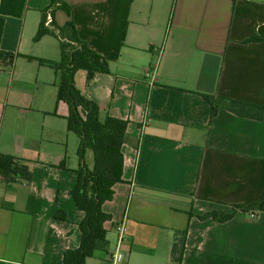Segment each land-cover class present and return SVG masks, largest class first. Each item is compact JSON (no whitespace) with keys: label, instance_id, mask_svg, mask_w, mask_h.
I'll use <instances>...</instances> for the list:
<instances>
[{"label":"crops","instance_id":"obj_1","mask_svg":"<svg viewBox=\"0 0 264 264\" xmlns=\"http://www.w3.org/2000/svg\"><path fill=\"white\" fill-rule=\"evenodd\" d=\"M61 1L69 15L57 9L51 20L72 22L109 68L88 85L77 71L76 89L98 105L100 119L128 122L122 182L101 207L111 217L108 248L85 264H110L122 220V264H178L171 249L182 237L179 264H264V213L199 219L254 204L264 190V118L219 107L209 122L205 99L264 103V43L243 44L264 24V0ZM50 3L26 0L1 34L0 52L14 59L0 68V154L28 163L31 180L0 177V264H63L80 240L84 214L68 194L78 139L66 129L67 106L56 104L57 74L37 61L58 62L59 44L33 41ZM85 158L91 168V153ZM58 210L64 221L52 218Z\"/></svg>","mask_w":264,"mask_h":264},{"label":"trees","instance_id":"obj_2","mask_svg":"<svg viewBox=\"0 0 264 264\" xmlns=\"http://www.w3.org/2000/svg\"><path fill=\"white\" fill-rule=\"evenodd\" d=\"M50 6L42 11V19L33 38L39 41L43 36L54 37L59 44V61L47 62L26 57L27 60H37L40 64L47 65L58 76L56 87V104L64 103L67 106L66 129L78 139L76 156L78 166L75 171L77 180L75 186L69 191L76 208L83 212L84 217L78 224L80 240L78 247L73 251L63 254V264H85L97 251L106 252L108 242L104 224L111 220L110 215L104 213L102 205L113 197V186L122 182L123 155L121 148L125 142L127 121L118 120L109 116L100 119L98 105L85 98L74 84L77 71L85 72L88 85L97 74H108V63L105 59L92 51L85 42L81 41L72 22H67L63 27H58L51 16L57 9L69 15L70 10L61 0H50ZM26 0H0V40L7 16L20 18L25 9ZM47 17L49 23L46 25ZM264 43V24L256 26L252 35L243 41V44ZM14 57L0 52V64L4 67L11 66ZM264 99V91L261 92ZM210 103V120L215 117L219 107L225 108L230 113L253 120L264 118V103L253 105L238 101L207 98ZM87 152L92 155V166L85 163ZM64 168V166H61ZM0 177L7 182L31 180V170L28 163L18 161L10 156L0 154ZM236 212L250 213L253 218L259 213H264V190L259 200L248 206H232L226 213H209L199 217L201 220L211 219L215 222L230 220ZM53 219L64 221L65 214L58 210ZM184 249L183 237L171 249V257L178 264Z\"/></svg>","mask_w":264,"mask_h":264},{"label":"built area","instance_id":"obj_3","mask_svg":"<svg viewBox=\"0 0 264 264\" xmlns=\"http://www.w3.org/2000/svg\"><path fill=\"white\" fill-rule=\"evenodd\" d=\"M49 17H47V22L46 25L49 23ZM158 54H161V50H158ZM0 68H1V64H0ZM155 70L156 67H153L152 69H149L147 71V73L145 74V76L147 78H149L150 81H153L154 77H155ZM251 217L252 214H250ZM115 234H116V247L115 250L111 253L110 255V264H122L123 263V253H122V245L124 243V239H125V231H124V220H122L120 223H118L115 228Z\"/></svg>","mask_w":264,"mask_h":264},{"label":"rangeland","instance_id":"obj_4","mask_svg":"<svg viewBox=\"0 0 264 264\" xmlns=\"http://www.w3.org/2000/svg\"><path fill=\"white\" fill-rule=\"evenodd\" d=\"M1 67H2V65H1ZM8 67V66H7ZM7 67H3L4 69H7ZM85 160H86V163L88 164V160L85 158Z\"/></svg>","mask_w":264,"mask_h":264}]
</instances>
